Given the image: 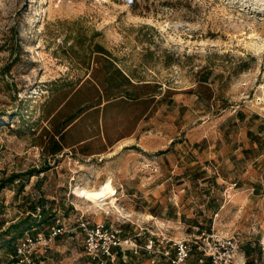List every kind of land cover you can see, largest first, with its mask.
Masks as SVG:
<instances>
[{
  "label": "rangeland",
  "instance_id": "obj_1",
  "mask_svg": "<svg viewBox=\"0 0 264 264\" xmlns=\"http://www.w3.org/2000/svg\"><path fill=\"white\" fill-rule=\"evenodd\" d=\"M112 64L137 100H107ZM98 222L264 264V0H0V264L53 226L32 264H98Z\"/></svg>",
  "mask_w": 264,
  "mask_h": 264
},
{
  "label": "built area",
  "instance_id": "obj_2",
  "mask_svg": "<svg viewBox=\"0 0 264 264\" xmlns=\"http://www.w3.org/2000/svg\"><path fill=\"white\" fill-rule=\"evenodd\" d=\"M87 237L86 249L98 264H117L118 257L123 251L130 249L135 253L144 250L153 257L157 264H248L237 259L238 240L220 236L218 233L202 230L194 235L195 244L191 239L174 240L170 249L160 248L165 241L156 242L149 239L144 244L122 238L118 230H113L108 224L98 222L93 227L83 224ZM63 229L53 226L48 234L37 233L25 236L16 247L17 264H32L33 255L41 247L48 248L51 242L63 234ZM193 237V238H194ZM169 241V240H168ZM196 257L193 258L194 253Z\"/></svg>",
  "mask_w": 264,
  "mask_h": 264
},
{
  "label": "trees",
  "instance_id": "obj_3",
  "mask_svg": "<svg viewBox=\"0 0 264 264\" xmlns=\"http://www.w3.org/2000/svg\"><path fill=\"white\" fill-rule=\"evenodd\" d=\"M113 69L114 73L118 75V79L115 78V76L108 77L107 83L111 85L112 91L108 94V101H112L115 99V101H125L126 99L129 100H137L139 96H137L134 92H132L129 88V86L134 85L132 82L131 78L128 75H125L119 68H117L114 64ZM120 79V82L118 81ZM149 84V83H148ZM151 96H149L148 100H151ZM111 103V102H109ZM16 180V177L10 179V182H13ZM46 212V211H44ZM27 218L21 219L15 224H12L11 226L8 227L7 230L4 231L5 234H8L9 231L13 228H18L21 224L24 222H27ZM249 264V262L247 261Z\"/></svg>",
  "mask_w": 264,
  "mask_h": 264
},
{
  "label": "bare ground",
  "instance_id": "obj_4",
  "mask_svg": "<svg viewBox=\"0 0 264 264\" xmlns=\"http://www.w3.org/2000/svg\"><path fill=\"white\" fill-rule=\"evenodd\" d=\"M152 217V216H151Z\"/></svg>",
  "mask_w": 264,
  "mask_h": 264
}]
</instances>
